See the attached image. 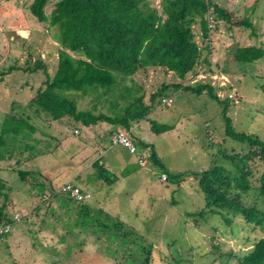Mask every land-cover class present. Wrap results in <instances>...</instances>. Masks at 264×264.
<instances>
[{
	"label": "rangeland",
	"instance_id": "374dc122",
	"mask_svg": "<svg viewBox=\"0 0 264 264\" xmlns=\"http://www.w3.org/2000/svg\"><path fill=\"white\" fill-rule=\"evenodd\" d=\"M2 1L0 69L13 67L17 71L0 81V129L5 115L22 114L20 117H28L34 132L26 134L28 138L20 142L21 146H30L32 152L23 149V153L17 154L18 150L14 149L11 156H4L0 161L4 195L0 197V206L7 220L12 216L18 219L0 244V264H224L223 261L235 264L258 238L264 237V230L251 231L240 218L230 215L228 225L218 215L195 220L193 214L204 206L195 178L185 177L180 184L172 180L159 182L160 173L174 177L185 172L196 174L211 167L212 162L231 173V167L219 152L246 150L243 145L224 139L221 106L205 94L192 96L169 87L163 97L171 100V107L164 108L157 103L132 127L133 140L151 146L159 167L148 163L145 169H138L133 157L117 146L103 156L104 167L114 182L101 183L103 191L97 189V194L82 188L84 181L90 187L98 185L91 166L93 148L102 134L113 128L101 124L86 127L76 136L73 131L78 127L65 119L52 121L42 113L35 115L27 107L45 78L41 72L40 75L30 73L28 68L38 59L45 65L47 74L52 75L59 46L54 40L55 33L46 25L38 24L28 13L31 0L5 4ZM147 1L158 8L159 0ZM230 1L214 0L220 7L229 8L232 22L247 19L253 35L246 27L217 24L213 32L216 36L210 38L208 67L223 75L224 84L229 83L220 92L231 91L230 96L234 98L233 103L228 101L227 109L233 129L262 139L264 59L248 65L236 64L229 49L235 46L264 49V0ZM53 2L48 0L47 9ZM192 34L194 40L196 35ZM214 82L219 85V81ZM186 83L187 78L179 80L172 73L147 67L120 81L107 96L73 94L72 97L78 110L113 117L125 106L120 96L126 91L142 96L146 104L148 96L161 85L186 86ZM214 89L217 94L219 90ZM152 125H166L171 130L154 134L150 130ZM14 146H18L17 141ZM17 170L32 172L31 178L21 182ZM64 183L80 186L81 191L89 194V199L75 203L56 193ZM100 194L107 195L111 201L116 199L117 214L102 203ZM255 199L252 192L242 196L246 205H253ZM117 222L133 231L136 237L114 238L112 225ZM121 231L115 233H124ZM140 247L147 251L146 262Z\"/></svg>",
	"mask_w": 264,
	"mask_h": 264
},
{
	"label": "trees",
	"instance_id": "16d2710c",
	"mask_svg": "<svg viewBox=\"0 0 264 264\" xmlns=\"http://www.w3.org/2000/svg\"><path fill=\"white\" fill-rule=\"evenodd\" d=\"M3 1L9 3L13 0ZM47 2L48 0H31L27 10L38 24L46 25L55 33L54 40L59 46L56 64L50 76L45 65L38 59L33 62L31 68H28L30 73L40 75L41 72L45 78L36 88L35 96L28 102L27 107L31 108L35 115L42 113L52 121L65 119L78 127L74 129L76 136L81 133L82 128L100 124L113 128L107 132L108 134L117 130L128 133L130 130L128 136L135 142L137 149L147 148L151 154L149 163L159 167L158 158L151 146L133 140L132 127L160 103L169 87L174 91L189 92L192 96L205 94L221 106L224 139L243 145L246 150L239 153L230 149L228 154L218 150L222 159L231 167V173L212 162L211 167L196 174L185 172L175 177L168 173L160 174L166 176V181L172 180L178 184L185 177L196 179L198 189L203 195L204 206L202 210L193 214L195 220H202L208 215H218L222 223L228 225L230 221L227 216L230 215L240 218L251 231L255 229L263 231L264 138L236 132L233 129L231 119L227 116L228 101L233 103V100L218 98L213 87L200 82L186 83V86L161 85L148 96L146 104L143 103L142 96L132 95L130 91H126L120 96L125 106L110 117L88 110H78L72 97L73 94L107 96L120 81L147 67L172 73L177 79L185 81L197 67L209 66L207 57L210 56L212 48L210 38L216 36L213 32L217 24L223 22L227 26L234 24L249 28L251 29L249 34L252 36L251 23L247 19L232 22L229 8L220 7L214 0H159L158 8L150 6L147 0H54L49 9ZM192 33H200L204 41L201 51H197ZM207 38L209 39L205 42ZM229 53L234 63L241 65L264 59V49L261 47L235 46L229 49ZM12 71L17 69L13 67L0 69V81ZM10 109L13 112L12 107ZM21 115H5L1 121L0 161L4 156H11L14 149L18 150L17 154L23 153V149L33 151L30 146L20 144L28 138L26 134L34 132L33 126L28 123V117L21 118ZM150 130L154 134H160L171 130V127L152 125ZM17 136H20L19 140L15 139ZM5 138H10V141ZM16 141L17 147L14 146ZM91 166L95 170L97 181L106 185L114 182L104 167L103 158L102 162L98 164L94 161ZM136 167L139 169L137 165ZM31 174L29 171H16L21 182L31 178ZM2 189L0 180V197L3 195ZM80 192L89 195L85 191ZM248 192H252L256 197L253 205H246L242 201V196ZM58 194L72 201L68 194ZM12 223L16 222L12 217L7 220L6 212L3 206H0V225L11 227ZM112 230L114 238L119 240L136 237L133 231L125 229L123 224L118 222L112 225ZM119 231L124 233H115ZM9 233L5 235L4 240ZM139 249L145 252L143 262H146L147 251L144 247ZM235 264H264V237L258 238L248 252L236 259Z\"/></svg>",
	"mask_w": 264,
	"mask_h": 264
},
{
	"label": "built area",
	"instance_id": "2783aa9c",
	"mask_svg": "<svg viewBox=\"0 0 264 264\" xmlns=\"http://www.w3.org/2000/svg\"><path fill=\"white\" fill-rule=\"evenodd\" d=\"M195 35L196 37L194 39V44L196 46L197 51H201L204 46V41L202 40L200 33H197ZM208 39L209 38H207L205 42H207ZM199 68L201 69H195L194 73L188 75L187 84H194L197 82H200L202 84H208L211 87L217 88L219 90L216 94L218 98L219 96H221L229 100H234V98L230 96L231 91L225 94L224 92H220L221 88H224L226 85H229V83L224 84V82H226V79L222 77V74L214 73V71H211L209 67L206 66ZM216 80L219 81V85L217 86L214 82ZM160 106L164 108H170L171 100L169 98H162L160 100ZM129 132L130 130L128 131V133L121 130H117L115 132H112L111 134H108L107 132L103 133L102 137H100L99 141L95 144L93 148L94 161H97L99 164L100 162H102V158L106 151L118 146L125 149L127 153L133 157L134 163L139 167V169H145L149 163L151 154L147 148L137 149L135 142H133L130 136H128ZM74 134L76 135V130L74 131ZM159 182H166V176L164 174L159 175ZM80 191L81 190L76 185L71 183H64L56 192L68 194L67 196L74 202H83L89 199V195L83 194ZM12 220L18 222L17 216H12ZM10 231L11 227L9 225H0V244L3 242L5 235L8 234Z\"/></svg>",
	"mask_w": 264,
	"mask_h": 264
},
{
	"label": "crops",
	"instance_id": "0c3cea01",
	"mask_svg": "<svg viewBox=\"0 0 264 264\" xmlns=\"http://www.w3.org/2000/svg\"><path fill=\"white\" fill-rule=\"evenodd\" d=\"M3 2V1H2ZM4 4H5V2H3ZM11 37V36H10ZM20 38H22V37H20ZM211 56V55H210ZM1 62L3 61L2 59L0 60ZM121 148V147H120ZM123 149V148H122ZM123 150H125V149H123ZM100 183V181H98V185L96 186V187H93V186H91L90 187V185L87 183V182H82V184H81V187L82 188H84V189H88V190H91L92 192H94L95 194H97L96 192H97V189H98V191L99 190H101L102 189V191H103V187L101 186V183ZM80 187V186H79ZM91 196V195H90ZM51 198V197H50ZM99 199L102 201V203L107 207V208H110L112 211H114L115 212V214H117L118 212L116 211V206H117V202H116V199L115 198H113L112 199V201H111V199L110 198H108V196L107 195H104V196H102L101 194L99 195ZM51 201V200H50Z\"/></svg>",
	"mask_w": 264,
	"mask_h": 264
}]
</instances>
